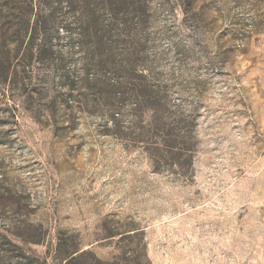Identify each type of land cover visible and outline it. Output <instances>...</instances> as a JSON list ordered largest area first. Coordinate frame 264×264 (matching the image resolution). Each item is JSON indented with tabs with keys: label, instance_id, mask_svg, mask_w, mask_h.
Instances as JSON below:
<instances>
[{
	"label": "rangeland",
	"instance_id": "1",
	"mask_svg": "<svg viewBox=\"0 0 264 264\" xmlns=\"http://www.w3.org/2000/svg\"><path fill=\"white\" fill-rule=\"evenodd\" d=\"M138 5L139 73L188 150L156 155L128 113L115 130L101 104H65L63 76L84 72L61 26L24 84L0 83V233L33 264H64L62 233L90 252L78 264H264V0Z\"/></svg>",
	"mask_w": 264,
	"mask_h": 264
},
{
	"label": "trees",
	"instance_id": "2",
	"mask_svg": "<svg viewBox=\"0 0 264 264\" xmlns=\"http://www.w3.org/2000/svg\"><path fill=\"white\" fill-rule=\"evenodd\" d=\"M141 9L138 0H0V83L24 84L28 78L21 74L35 59L47 56L48 42L62 26L77 37L84 72L79 80L63 76L61 83L71 92L68 99L63 98L65 104L82 105L83 100L101 104L115 130L128 113L133 119L132 129L137 132L136 141L156 155L165 150L171 154L173 150H188L189 133L180 121L168 122L162 88L139 73L141 59L133 35L142 26ZM39 37L41 44L37 42ZM137 237L136 233L130 234L120 241ZM7 246L21 257L15 264L25 260L33 264L20 246L0 233V249ZM57 253L64 264H78L90 255L68 233L60 235ZM4 256L0 250V264H5Z\"/></svg>",
	"mask_w": 264,
	"mask_h": 264
}]
</instances>
